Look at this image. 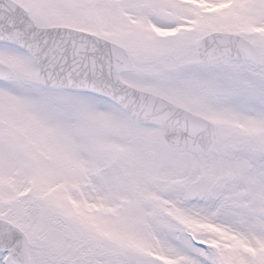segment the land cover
Wrapping results in <instances>:
<instances>
[{"label":"snow or ice","instance_id":"obj_1","mask_svg":"<svg viewBox=\"0 0 264 264\" xmlns=\"http://www.w3.org/2000/svg\"><path fill=\"white\" fill-rule=\"evenodd\" d=\"M0 264H264V0H0Z\"/></svg>","mask_w":264,"mask_h":264}]
</instances>
